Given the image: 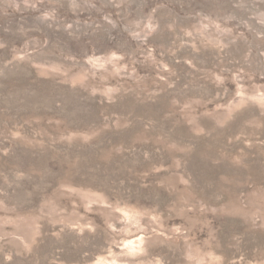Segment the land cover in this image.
<instances>
[{
  "label": "rangeland",
  "instance_id": "1",
  "mask_svg": "<svg viewBox=\"0 0 264 264\" xmlns=\"http://www.w3.org/2000/svg\"><path fill=\"white\" fill-rule=\"evenodd\" d=\"M0 264H264V0H0Z\"/></svg>",
  "mask_w": 264,
  "mask_h": 264
}]
</instances>
